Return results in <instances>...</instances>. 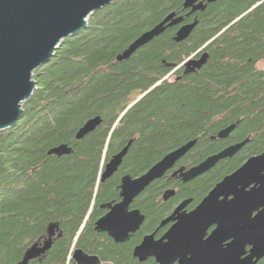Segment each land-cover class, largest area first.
I'll use <instances>...</instances> for the list:
<instances>
[{
	"label": "trees",
	"instance_id": "trees-1",
	"mask_svg": "<svg viewBox=\"0 0 264 264\" xmlns=\"http://www.w3.org/2000/svg\"><path fill=\"white\" fill-rule=\"evenodd\" d=\"M184 4L114 2L96 11L88 28L67 38L34 73L37 87L20 120L0 131V264L21 263L49 237L51 226L57 227L52 247L29 264H75L77 248L103 264H157L134 257L143 238L157 231L161 236L168 229L160 228L162 222L180 203L192 200L193 210L225 177L264 153V70L257 67L264 61V0H219L190 16ZM173 12L185 17L183 24L198 20L188 39L176 42L181 26L169 28L130 59L117 60ZM201 51L209 54L201 70H176ZM96 117L101 125L77 140L80 128ZM233 124L227 139H212ZM247 139L235 156L194 180L184 183L169 172L153 182L132 205L145 222L128 242L96 231L107 213L101 207L121 200L123 176H142L194 140L176 167L198 166ZM130 141L118 172L102 181L105 165ZM63 144L74 152L48 155ZM168 190L176 193L165 201Z\"/></svg>",
	"mask_w": 264,
	"mask_h": 264
},
{
	"label": "water",
	"instance_id": "water-1",
	"mask_svg": "<svg viewBox=\"0 0 264 264\" xmlns=\"http://www.w3.org/2000/svg\"><path fill=\"white\" fill-rule=\"evenodd\" d=\"M117 1L0 0V131L12 128L20 120L24 104L30 100L37 87L34 73L51 61L67 38L86 30L96 11ZM205 1L212 4L218 0ZM208 4L201 0H185L184 8L191 10L187 14L190 16L204 11ZM184 20V16L175 12L169 14L139 36L117 60L122 62L130 59L140 48L169 28L181 26L174 40L185 41L198 20L183 24ZM198 53L176 70L183 67L184 75L201 70L208 62L209 54L203 52L197 58ZM101 121L100 117L89 120L80 128L76 139L82 140L96 131ZM236 126L231 125L212 139H227ZM249 141L247 139L230 146L198 166L176 168L195 146L194 140L166 155L142 176H123L121 200L101 207L107 213L96 222V231L108 234L116 243L128 242L145 222V215L140 210L132 209V205L153 182L172 171L173 178H180L187 183L209 172L220 161L235 156ZM131 145L132 141L105 165L102 181L118 172ZM73 152L72 147L63 144L51 148L48 155L62 157ZM175 193V190H168L163 196L164 200H169ZM191 202L185 200L180 203L162 222L160 228L170 226L161 237H157L158 231L145 236L135 247L134 257L140 262L154 259L157 264H162L159 250L145 246L146 241L152 240L153 244L163 241L171 246L166 258L175 256L172 264H258L264 258V153L251 157L238 170L225 177L193 210L188 209ZM208 218L219 220L220 223L213 224L202 238L201 232ZM211 229L218 230V233L214 234L213 230L210 232ZM56 230V226H51L49 237L43 243L34 244L19 264H29L45 255L53 245ZM72 259L75 264H103L99 256L90 255L80 248L73 251Z\"/></svg>",
	"mask_w": 264,
	"mask_h": 264
},
{
	"label": "snow or ice",
	"instance_id": "snow-or-ice-1",
	"mask_svg": "<svg viewBox=\"0 0 264 264\" xmlns=\"http://www.w3.org/2000/svg\"><path fill=\"white\" fill-rule=\"evenodd\" d=\"M218 223H220L219 220L208 218L204 224V229L201 232V237L203 238L206 235L208 229L211 228V226L213 224H218ZM213 232H214V234H216V233H218V230L214 229ZM227 239H225V240H227ZM145 246L147 248H156L159 250L158 254L161 257L162 264H172V260H174L176 258L175 256H172L170 258H166L169 255V250H170L171 246L164 244L163 241H161L159 244H153L152 240H148L145 242Z\"/></svg>",
	"mask_w": 264,
	"mask_h": 264
},
{
	"label": "flooded vegetation",
	"instance_id": "flooded-vegetation-1",
	"mask_svg": "<svg viewBox=\"0 0 264 264\" xmlns=\"http://www.w3.org/2000/svg\"><path fill=\"white\" fill-rule=\"evenodd\" d=\"M201 1H204L205 4H208L207 1H205V0H201ZM218 1H219V0H218ZM218 1H216V2H218ZM208 5H209V4H208ZM208 5H207V7H208ZM187 10H190V9H187ZM205 10H206V9H205ZM205 10H204V11H205ZM190 11H191V10H190ZM198 12H199V11H198ZM201 12H203V11H201ZM203 52H204V51H201V54H202ZM201 54H200V55H201ZM200 55H199V56H200ZM199 56H197V58H198ZM261 63H264V61H261L260 63H258V65L261 64ZM258 65H257V67H258ZM263 70H264V69H263ZM176 168H178V167H176ZM171 172H172V171H171ZM169 226H170V225L167 226L168 229H169ZM168 229H167V230H168ZM167 230H166V231H167ZM212 230H213V229H211L210 232H211ZM166 231H165V232H166ZM165 232H164V233H165ZM164 233H163V234H164ZM163 234H162V235H163ZM162 235H161V236H162ZM161 236H158V235H157L158 238L161 237Z\"/></svg>",
	"mask_w": 264,
	"mask_h": 264
},
{
	"label": "rangeland",
	"instance_id": "rangeland-1",
	"mask_svg": "<svg viewBox=\"0 0 264 264\" xmlns=\"http://www.w3.org/2000/svg\"><path fill=\"white\" fill-rule=\"evenodd\" d=\"M258 68H259V69H264V63L259 64V65H258ZM179 69H180V68H179ZM33 78H34V77H33Z\"/></svg>",
	"mask_w": 264,
	"mask_h": 264
}]
</instances>
